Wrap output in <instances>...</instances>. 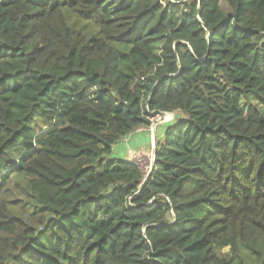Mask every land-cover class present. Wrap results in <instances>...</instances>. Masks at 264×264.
Masks as SVG:
<instances>
[{
  "label": "trees",
  "instance_id": "trees-1",
  "mask_svg": "<svg viewBox=\"0 0 264 264\" xmlns=\"http://www.w3.org/2000/svg\"><path fill=\"white\" fill-rule=\"evenodd\" d=\"M252 103L264 0H0V264H264Z\"/></svg>",
  "mask_w": 264,
  "mask_h": 264
},
{
  "label": "rangeland",
  "instance_id": "rangeland-1",
  "mask_svg": "<svg viewBox=\"0 0 264 264\" xmlns=\"http://www.w3.org/2000/svg\"><path fill=\"white\" fill-rule=\"evenodd\" d=\"M160 1L162 5H164L166 2V0H160ZM250 106L253 108L254 111L264 116V107L256 103H252L250 104ZM153 120L154 122H152V125H150L149 130H145L149 132L148 138L150 140V144H148L147 147L141 143L136 142V138L137 140H139L145 137V135H140L141 133L145 132V131H142L141 133L138 134L139 135L138 137L136 135L132 137V139H134L132 147L130 148L128 147L127 149H123V148L116 149L115 147V151L113 152V155L116 158H119V159L121 158L123 160L136 163L137 165H139L143 169L145 177L148 175L150 171L155 144L157 142L160 143L162 141L163 127H161L160 123L173 122L174 115L171 114L168 116H164V115L156 116V118H154ZM122 142L125 145L129 144L128 138L124 139ZM118 145H120V143ZM128 149H130L129 153L126 152Z\"/></svg>",
  "mask_w": 264,
  "mask_h": 264
},
{
  "label": "crops",
  "instance_id": "crops-1",
  "mask_svg": "<svg viewBox=\"0 0 264 264\" xmlns=\"http://www.w3.org/2000/svg\"><path fill=\"white\" fill-rule=\"evenodd\" d=\"M142 131H145V129H143V130H139V131H137V133H141ZM146 132V134H145V137L144 138H141V139H139V140H137V138H136V142L137 143H141V144H143V145H145L146 147H147V145L148 144H150V140H149V132L148 131H145ZM141 135V134H140ZM152 135V134H151ZM135 136V135H134ZM133 135L132 136H129V137H127L128 138V145H125V144H123V142L121 141L120 142V146H119V149L120 148H123V149H127L128 147L130 148V147H132V145H133V141H134V139H132V137H134ZM137 137L139 136V135H136ZM129 151H130V149H128L126 152H128L129 153Z\"/></svg>",
  "mask_w": 264,
  "mask_h": 264
},
{
  "label": "water",
  "instance_id": "water-1",
  "mask_svg": "<svg viewBox=\"0 0 264 264\" xmlns=\"http://www.w3.org/2000/svg\"><path fill=\"white\" fill-rule=\"evenodd\" d=\"M165 114L171 115V113H165ZM152 163H153V157H152V162H151L150 171H151V169H152ZM150 171H149L148 175L145 177V179H144V181H143L142 184H144V183L146 182V180L148 179V176H149V174H150Z\"/></svg>",
  "mask_w": 264,
  "mask_h": 264
},
{
  "label": "built area",
  "instance_id": "built-area-1",
  "mask_svg": "<svg viewBox=\"0 0 264 264\" xmlns=\"http://www.w3.org/2000/svg\"><path fill=\"white\" fill-rule=\"evenodd\" d=\"M164 116H167L165 113L163 114Z\"/></svg>",
  "mask_w": 264,
  "mask_h": 264
},
{
  "label": "bare ground",
  "instance_id": "bare-ground-1",
  "mask_svg": "<svg viewBox=\"0 0 264 264\" xmlns=\"http://www.w3.org/2000/svg\"><path fill=\"white\" fill-rule=\"evenodd\" d=\"M167 116H168V114H167Z\"/></svg>",
  "mask_w": 264,
  "mask_h": 264
},
{
  "label": "clouds",
  "instance_id": "clouds-1",
  "mask_svg": "<svg viewBox=\"0 0 264 264\" xmlns=\"http://www.w3.org/2000/svg\"><path fill=\"white\" fill-rule=\"evenodd\" d=\"M167 115V114H166Z\"/></svg>",
  "mask_w": 264,
  "mask_h": 264
}]
</instances>
